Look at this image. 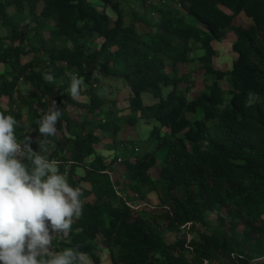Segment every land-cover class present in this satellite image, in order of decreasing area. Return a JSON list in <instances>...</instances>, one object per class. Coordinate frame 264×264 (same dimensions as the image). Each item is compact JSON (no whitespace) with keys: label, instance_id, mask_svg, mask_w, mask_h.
<instances>
[{"label":"trees","instance_id":"16d2710c","mask_svg":"<svg viewBox=\"0 0 264 264\" xmlns=\"http://www.w3.org/2000/svg\"><path fill=\"white\" fill-rule=\"evenodd\" d=\"M143 2L148 3L145 12H133L127 20L124 0H0V20L8 28L0 38V65L7 68L0 71V112L19 121L16 135L22 140L23 105L38 128L55 100L62 115L56 135L47 138L54 147L49 153L35 143L32 148L58 160L60 173L82 192V215L73 219L67 237L53 239L51 250L73 248L95 264L101 262L96 251L104 248L114 264H203L218 258L228 264H264V0ZM10 6L20 15L28 7L40 47L27 46V30L9 15ZM242 12L251 23L235 22ZM230 31L236 35L232 48L237 57L223 70L214 63L215 41ZM97 39L100 45L91 48ZM40 48L46 57H40ZM30 53L33 57L23 61ZM194 61L203 70L205 86L190 97L197 80L181 67ZM71 70L89 85L87 101L71 97ZM45 74L54 80L46 82ZM98 74L128 82L133 92L128 113L119 115L116 100L98 93ZM24 82L33 95L23 93ZM166 86L171 89L165 94ZM145 92L158 100L145 104ZM106 103L104 121H77L66 109L73 105L94 114ZM198 112L201 117H193ZM142 119L155 121L149 136L119 156L132 195L127 198L108 173L117 156L110 160L96 148L98 130L116 135L120 120L134 125ZM151 193L158 196V206L150 205ZM209 213L218 214V228L189 241L187 236L167 241L168 232L187 226L194 232L198 223L208 227Z\"/></svg>","mask_w":264,"mask_h":264},{"label":"clouds","instance_id":"9594fccd","mask_svg":"<svg viewBox=\"0 0 264 264\" xmlns=\"http://www.w3.org/2000/svg\"><path fill=\"white\" fill-rule=\"evenodd\" d=\"M44 80L51 83L54 76L45 74ZM83 83L72 77L73 99L80 96ZM61 115L53 100L41 116L38 136L26 134L18 141L19 121L0 112V264H87L86 254L73 248L51 250L53 239L67 237L73 219L82 215L81 189L69 184L58 162L32 148L35 143L44 149L47 138L56 135Z\"/></svg>","mask_w":264,"mask_h":264},{"label":"rangeland","instance_id":"374dc122","mask_svg":"<svg viewBox=\"0 0 264 264\" xmlns=\"http://www.w3.org/2000/svg\"><path fill=\"white\" fill-rule=\"evenodd\" d=\"M148 3H144L143 0H124V7L126 11V19L130 20L132 19V13H144L145 9L147 8ZM40 6L38 7V11H40ZM28 7L23 11V14L20 15V12L17 8L10 6L8 9V13L10 16H14L15 20H20V25L27 30V46H35L40 47L41 43L39 42V37L34 34L35 31L33 29L36 22L31 20V16L28 14ZM107 11L110 13V15L115 18L116 14L115 12L107 7ZM190 20L193 21V19L190 17ZM236 23L244 22L245 24L251 23V18L246 16L243 12L235 18ZM44 35L47 37L49 35V32L47 30L42 31ZM8 34V28L3 25V23L0 20V38L5 37ZM236 39V35L233 31H230L226 38H224L221 41H215V46L218 50L217 56L214 58V63L218 68H221L223 70H228L232 67L233 61L237 57V53L233 50L232 44ZM4 41L6 43H10L9 40L4 38ZM100 39H97L96 41L90 43V47H97L100 45ZM49 44L52 46H55L53 42L49 41ZM58 45V44H57ZM40 57H46L45 51L40 48ZM202 51L198 50L195 51L194 54L201 53ZM34 53H30L23 56V61H26L28 59H31L33 57ZM46 63V62H44ZM199 63L197 61H194L188 65L182 64V71H193V76L197 80V86L192 90L190 93V97H194L197 94V91L204 88V80H203V70L198 69ZM6 66L0 65V71L3 72L6 70ZM169 69V68H168ZM76 76L78 78H82L77 75V72L70 71L68 73L69 80L71 81L72 77ZM97 87H98V93L107 99H114L116 100V108L119 110V115H125L129 112L127 109V106L129 104V99L132 95V89L129 86L128 82L121 76H108L104 77L102 75H97ZM63 78H59L58 81H61ZM222 85L224 88H229V83L227 80H224L222 82ZM22 91L25 94L33 95V88L31 85L27 83H23ZM83 91L86 92V94L80 95L77 99L80 101H87L89 99L90 95V87L89 85L84 81L82 85ZM70 87L68 88V90ZM171 89L170 86L164 87V93L166 94ZM89 94H88V93ZM143 100L145 104H152L156 102L158 99L154 96H152L150 93L145 92L143 93ZM3 105L8 106V98H3ZM21 103H18V106ZM110 107V103H106L105 107L100 109L94 114H90L87 110V108L84 107H76L73 105H67L66 109L69 112V115L76 119L77 121H82L85 118H89L92 120H101L104 121L107 118L106 111ZM23 111V120H24V134H30L32 137L38 136V128L36 125L32 122V116L31 113L28 111V106H24L22 108ZM201 112H198L196 115H193V117H201ZM122 129L115 135L113 130H98V133L101 137V142L96 145L97 150L102 153L103 155L107 156L108 159H112L114 156L116 157V161L114 162V165L112 167V175L114 180H118V185L121 187V191L124 195L127 196V198H132L131 192L128 189V187L125 185L123 178H124V166L122 165V162L119 160V156H121L123 153L127 154L131 152L133 147L138 146V141L145 139L149 136L150 131L152 129V126L155 124V121L152 123H148L145 120H140L137 124H130L126 123L123 120H120ZM93 122H90L88 127L90 128L92 126ZM34 129H37V131H34ZM19 141V140H18ZM110 146V148H109ZM116 146V147H114ZM54 144L52 141H47L44 150L46 149L47 152H51L53 149ZM140 147V146H139ZM140 151L141 147H140ZM42 156H44L43 153H41ZM162 159V153H159V160ZM55 162H58V160H52ZM58 162V166H59ZM68 168V164H65ZM83 170L81 168H78V172L81 173ZM159 172V166L152 169L153 175L157 176ZM66 178V174L64 175ZM86 186L89 187V184H86ZM120 189V188H119ZM120 191V190H119ZM120 191V193H121ZM150 205L152 206H158L159 205V199L158 196L155 193L150 194ZM150 207V206H148ZM226 210L223 209L220 214L222 216L225 215ZM220 218L218 217L217 213H209L208 214V227H205L202 224H196V228L194 232L190 231V228L187 226L186 228H182L179 233L173 234V233H167L166 239L168 242H175L177 239H181L184 236H187V240H191L192 238L198 237V232L204 231V230H212L215 228H218L220 226ZM97 254H99L101 258L100 264H114L111 260V255L109 249H98L96 251ZM87 256V264H95L94 260L90 255ZM207 264H228V262L225 261L223 258H218L214 260H209Z\"/></svg>","mask_w":264,"mask_h":264},{"label":"built area","instance_id":"2783aa9c","mask_svg":"<svg viewBox=\"0 0 264 264\" xmlns=\"http://www.w3.org/2000/svg\"><path fill=\"white\" fill-rule=\"evenodd\" d=\"M111 172H112V171H108V173L110 174V176H111L112 178H114ZM116 190H117V193H118V194H121L120 191H119V188H118L117 186H116ZM188 225H189V224H188ZM208 261H209V260H205L203 264H207Z\"/></svg>","mask_w":264,"mask_h":264}]
</instances>
